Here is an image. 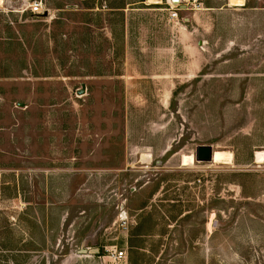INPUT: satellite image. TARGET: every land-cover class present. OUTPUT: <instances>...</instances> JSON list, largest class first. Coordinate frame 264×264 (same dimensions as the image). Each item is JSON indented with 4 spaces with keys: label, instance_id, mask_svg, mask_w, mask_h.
Segmentation results:
<instances>
[{
    "label": "rangeland",
    "instance_id": "1",
    "mask_svg": "<svg viewBox=\"0 0 264 264\" xmlns=\"http://www.w3.org/2000/svg\"><path fill=\"white\" fill-rule=\"evenodd\" d=\"M35 1L0 0V264H264V0Z\"/></svg>",
    "mask_w": 264,
    "mask_h": 264
},
{
    "label": "bare ground",
    "instance_id": "2",
    "mask_svg": "<svg viewBox=\"0 0 264 264\" xmlns=\"http://www.w3.org/2000/svg\"><path fill=\"white\" fill-rule=\"evenodd\" d=\"M172 2V0H171ZM239 5L240 2L238 1ZM173 4V2H172ZM174 5V4H173ZM233 161V154L230 151L215 150L212 162L217 164H229ZM256 162H264V151H257L255 153ZM182 165H190L196 163L194 154H184L181 160Z\"/></svg>",
    "mask_w": 264,
    "mask_h": 264
},
{
    "label": "water",
    "instance_id": "3",
    "mask_svg": "<svg viewBox=\"0 0 264 264\" xmlns=\"http://www.w3.org/2000/svg\"><path fill=\"white\" fill-rule=\"evenodd\" d=\"M183 0H172L173 4L180 8H187V5L182 2ZM47 14V13H46ZM214 149L211 145H199L194 153L196 161H212ZM86 252V250H83ZM97 252V249L94 250Z\"/></svg>",
    "mask_w": 264,
    "mask_h": 264
},
{
    "label": "built area",
    "instance_id": "4",
    "mask_svg": "<svg viewBox=\"0 0 264 264\" xmlns=\"http://www.w3.org/2000/svg\"><path fill=\"white\" fill-rule=\"evenodd\" d=\"M31 9L34 13L40 14L45 12L43 0H36L34 3L31 4ZM173 16H177V12H173ZM120 220L124 227H127V216L126 214H120ZM111 256L114 259H124L126 258V252L124 250H115L112 252Z\"/></svg>",
    "mask_w": 264,
    "mask_h": 264
},
{
    "label": "crops",
    "instance_id": "5",
    "mask_svg": "<svg viewBox=\"0 0 264 264\" xmlns=\"http://www.w3.org/2000/svg\"><path fill=\"white\" fill-rule=\"evenodd\" d=\"M168 1H169V3H172L171 0H168Z\"/></svg>",
    "mask_w": 264,
    "mask_h": 264
}]
</instances>
